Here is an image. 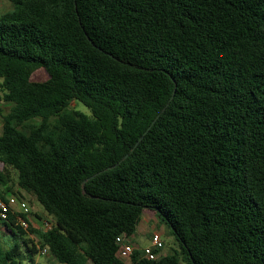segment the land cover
<instances>
[{"label":"trees","instance_id":"obj_1","mask_svg":"<svg viewBox=\"0 0 264 264\" xmlns=\"http://www.w3.org/2000/svg\"><path fill=\"white\" fill-rule=\"evenodd\" d=\"M7 1L0 186L54 226L11 218L22 247L0 238V264L40 247L59 264H126L115 239L144 211L177 249H134L130 264H264V0Z\"/></svg>","mask_w":264,"mask_h":264},{"label":"built area","instance_id":"obj_2","mask_svg":"<svg viewBox=\"0 0 264 264\" xmlns=\"http://www.w3.org/2000/svg\"><path fill=\"white\" fill-rule=\"evenodd\" d=\"M19 190H15L12 193H5L4 188L0 186V238L6 233V223L12 218L14 225L19 227L23 231H28L31 226L28 222V217L31 215V209L26 200L21 196ZM54 226V220L47 217L42 222L41 231H49ZM128 239L121 235L115 239V243L119 248V251L123 258L127 254L129 259L132 253V248L128 243ZM150 248H145L143 250V256L148 260H158L160 257L164 256L160 254L163 248L160 235L154 233L151 237ZM36 245L38 243L36 242ZM156 253L155 251H158ZM39 253L42 255L49 254V250L46 247H40ZM120 259V258H119ZM121 260V259H120Z\"/></svg>","mask_w":264,"mask_h":264},{"label":"rangeland","instance_id":"obj_3","mask_svg":"<svg viewBox=\"0 0 264 264\" xmlns=\"http://www.w3.org/2000/svg\"><path fill=\"white\" fill-rule=\"evenodd\" d=\"M12 12H13L12 4L10 2H8L7 0H0V16L5 17V16H8L9 14H11ZM47 79H48V75L46 74V72L43 69L36 70L31 76V81L32 82H44ZM9 107L10 106L7 105V104L0 103V109L2 110L3 113H7L9 111ZM67 110L71 114L80 113V114L86 115L88 117H91V113H90L89 109L86 108L81 103L70 102ZM0 134H1V123H0ZM3 168H4L3 165L0 163V172L3 171ZM9 174H10L11 180L13 182H15V173L10 170ZM31 197H32V200L34 201V203L36 204V207L39 208L40 210H42V207L36 201V199L33 196H31ZM27 201L30 204V200H27ZM30 206H31V204H30ZM146 219H148V218H146ZM146 223L144 221H142L139 229L140 230L142 229V231H144V227H146L144 225ZM153 228L156 229L155 233H158L160 235L161 242L163 244V248L160 251L161 255H166L172 249H177L176 242H175V240H174V238L172 236L168 235L166 227L164 225L158 224L157 222H155L153 220L149 224V229L147 230V233H146L147 235L136 236V239L134 241L133 240H129L128 241V243L131 246L132 250L139 249V248L136 247V244L139 245V247L141 248L139 250H141V251H143L145 248H150L152 246L151 237L154 234L153 233V230H154ZM149 233L152 234V235H150ZM2 239L3 240H7V237L3 235ZM11 243L12 244L16 243L20 247H22L21 240H20L19 237L14 238ZM124 257L126 259V263L129 264L130 263V259H129L128 255L126 254ZM25 262L26 261L23 259L22 263L25 264Z\"/></svg>","mask_w":264,"mask_h":264},{"label":"crops","instance_id":"obj_4","mask_svg":"<svg viewBox=\"0 0 264 264\" xmlns=\"http://www.w3.org/2000/svg\"><path fill=\"white\" fill-rule=\"evenodd\" d=\"M20 191V190H19ZM21 194V196L26 200V202L28 203V205L30 206V209H31V215L28 217V222L31 226L32 229H35V230H39L41 229L42 227V222L43 220L46 218V215L42 210H40L39 208L36 207V204L34 203V201L32 200V195L30 196L29 194L25 193L24 191H20L19 192ZM27 200H30V204ZM148 218V219H146ZM155 221L157 222L155 216H154V213L151 212V211H144L143 214H142V218H141V221L137 227V230H136V233L135 235L130 239V240H135L136 239V236H144V235H147V230L149 229V224L150 222L152 221ZM144 221L146 224L144 226V231H142V229L140 230V225H141V222ZM158 223V222H157ZM153 233H155V228H153ZM158 230V229H157ZM150 234V233H149ZM148 234V235H149ZM152 235V234H150ZM2 239V238H1ZM2 242L4 244H7V243H11L9 242V238H7V240H3L2 239ZM136 247L141 249L139 247V245L136 244ZM115 256L120 258L124 263H126V259L122 257L120 251H119V248L116 247V252H115ZM33 260L30 262L28 260H25V264H59L52 256L51 254H46V255H42L40 253H38L37 255H35L33 258ZM87 264H91L90 262H88ZM128 264V263H126ZM130 264V263H129Z\"/></svg>","mask_w":264,"mask_h":264},{"label":"water","instance_id":"obj_5","mask_svg":"<svg viewBox=\"0 0 264 264\" xmlns=\"http://www.w3.org/2000/svg\"><path fill=\"white\" fill-rule=\"evenodd\" d=\"M141 140V139H140Z\"/></svg>","mask_w":264,"mask_h":264}]
</instances>
